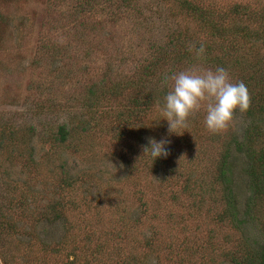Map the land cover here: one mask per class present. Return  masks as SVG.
<instances>
[{
	"label": "rangeland",
	"instance_id": "obj_1",
	"mask_svg": "<svg viewBox=\"0 0 264 264\" xmlns=\"http://www.w3.org/2000/svg\"><path fill=\"white\" fill-rule=\"evenodd\" d=\"M158 1L134 0L128 15L113 16L128 0H0V264H228L242 232L218 221L221 147L204 125V105L178 135L158 102L153 113L132 112L120 137L100 118L88 134L55 139L58 125L76 126L84 101L96 103V115L133 102L126 80L163 29L206 40L178 0L156 8ZM195 1L223 10L246 0ZM195 67L214 70L192 60L167 75ZM125 82L111 98L82 99L98 84ZM243 116L237 111L217 135L240 131ZM149 139L168 142L166 164L143 155ZM232 169L241 214V157Z\"/></svg>",
	"mask_w": 264,
	"mask_h": 264
},
{
	"label": "trees",
	"instance_id": "obj_2",
	"mask_svg": "<svg viewBox=\"0 0 264 264\" xmlns=\"http://www.w3.org/2000/svg\"><path fill=\"white\" fill-rule=\"evenodd\" d=\"M178 1L181 10L197 20L199 30L206 40L193 37L187 29L180 27L163 29L164 39L153 51L150 49L143 56L135 71L126 80L128 87L131 86L134 90L133 102L122 107L119 112L101 109L98 111L99 115H96V103L84 101L85 111L80 114L76 126L58 125L55 139L66 143L72 133L79 131L81 135L88 134L99 126L100 118L107 120L109 127H115L116 135L120 137L124 122L132 112L138 111L147 115L158 108V102L163 103L165 94L170 91L168 84L163 83L164 76L176 64L195 60V53L189 51V47L195 45L198 48L203 44L205 58L199 62L210 65L213 69L217 66L225 67L232 82L242 81L250 96V107L243 113L244 120L239 127L240 131L235 130L223 138L216 134L221 152L214 182L225 203L218 214V221L227 222L231 228L242 232L241 241L235 251L226 254L230 258L228 264H264V3L238 1L219 10L195 0ZM164 3L170 4V0H159L156 8ZM133 4L134 0H128L123 4L128 7H123L117 2V12L113 16L128 15L127 10L134 8ZM153 46L154 43L151 47ZM126 82L124 85L115 83L102 89L98 84L97 90L90 88L82 99L89 96L100 99L106 95L111 98L120 88L127 87ZM99 132L106 133L107 130L100 128ZM167 156L159 157L155 163L166 164ZM239 157L244 161L248 184L245 209L241 214L237 209L232 177L233 162ZM68 184L72 186L73 183ZM143 261L144 258L136 257L135 260L119 264H143Z\"/></svg>",
	"mask_w": 264,
	"mask_h": 264
},
{
	"label": "clouds",
	"instance_id": "obj_3",
	"mask_svg": "<svg viewBox=\"0 0 264 264\" xmlns=\"http://www.w3.org/2000/svg\"><path fill=\"white\" fill-rule=\"evenodd\" d=\"M189 51H194L196 61L204 60L206 50L203 44L198 48L191 45ZM169 79L172 80V87L163 98L161 113L171 133L177 134L176 129H186L189 117L202 105L205 106L204 125L212 134L227 130L234 114L237 111L245 113L250 107L247 86L242 81L232 82L225 67L217 66L214 70L195 67L179 71L171 77L166 74L163 83L167 84ZM167 143L165 140L149 139L148 145L143 148V155L150 154L153 161L166 157Z\"/></svg>",
	"mask_w": 264,
	"mask_h": 264
}]
</instances>
